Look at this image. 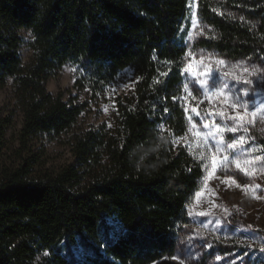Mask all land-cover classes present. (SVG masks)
Listing matches in <instances>:
<instances>
[{
	"label": "trees",
	"instance_id": "16d2710c",
	"mask_svg": "<svg viewBox=\"0 0 264 264\" xmlns=\"http://www.w3.org/2000/svg\"><path fill=\"white\" fill-rule=\"evenodd\" d=\"M189 4L0 0V89L15 80L21 148L39 134L68 130L85 110L47 90L62 66L77 65L94 94L127 67L139 76L134 92L119 101L113 126L76 136L73 163L30 177L36 163L23 158L2 175L0 264H152L174 254L204 175L172 140L187 126L179 97ZM199 8L215 33L202 47L264 64V0H200ZM21 29L34 37L27 69ZM7 125L0 122V150Z\"/></svg>",
	"mask_w": 264,
	"mask_h": 264
},
{
	"label": "rangeland",
	"instance_id": "374dc122",
	"mask_svg": "<svg viewBox=\"0 0 264 264\" xmlns=\"http://www.w3.org/2000/svg\"><path fill=\"white\" fill-rule=\"evenodd\" d=\"M189 2L185 22L189 24L185 38L187 51L179 97L184 111L187 109V126L183 134L173 136L172 140L176 148L193 154L201 163L204 175L199 190L188 204L189 223L181 232L174 254L152 264H264V145L260 142L264 141V121L261 120L264 115V64L252 59H230L202 47L201 42L215 33L200 18V0ZM20 35L23 38V67L27 69L34 60L31 48L34 37L24 29L20 30ZM219 60L225 63L221 65ZM253 68H259L260 73L250 75ZM206 71L210 73L207 94L203 89L197 91L198 82L204 79ZM241 77L253 81L249 97H242V101L249 105L247 110L228 107L233 97L230 89L235 87L239 91L249 87L238 82ZM218 80L226 82L227 87H212L213 81ZM138 81L135 70L127 67L101 92L94 94L79 67L67 63L51 74L46 81L47 90L53 95H62L65 100L84 104L85 110L68 130L55 135L39 134L23 149L19 133L24 114L18 102L15 80L8 79L6 86L0 89V122L8 124L0 150V179L4 173L16 170L23 158L36 163L33 166L35 174L30 177L58 173L73 163L76 136L103 123L113 126L118 116L119 101L134 92ZM185 85L191 95L184 92ZM220 111H225L228 116H234L239 111L245 116L246 133L240 129L236 133L216 134V138L222 139L224 144L233 137L243 136L244 144L236 149L222 147L217 152L216 140L208 135L209 129L214 132L216 126L232 125L230 119L218 115ZM253 111L257 112L255 119L251 117ZM204 123L208 124V129L204 128ZM240 152L246 154L238 155ZM214 156L219 163L213 173ZM71 250L80 255V246L74 245ZM67 251L64 246V253Z\"/></svg>",
	"mask_w": 264,
	"mask_h": 264
},
{
	"label": "snow or ice",
	"instance_id": "6c2138e0",
	"mask_svg": "<svg viewBox=\"0 0 264 264\" xmlns=\"http://www.w3.org/2000/svg\"><path fill=\"white\" fill-rule=\"evenodd\" d=\"M191 38V37H189ZM219 64L223 65L225 63L224 60H219L218 61ZM191 68V66H189V69ZM189 69H185V71H188ZM245 71H247V69H245ZM260 69L259 68H253L250 75H254L257 73H260ZM210 73L209 72H204V79L200 80L198 82V88L197 91H199L200 89H203L204 93L207 94L208 90H209V84H208V78H209ZM238 82H242L244 85H248L249 87H245L242 90L237 91V89L235 87H233L232 89H230V91L233 94L232 97V102L228 105L229 108H233V109H245L247 110L249 108V105L246 101H242V97L246 98L249 97L250 95V87L253 86V81L251 79H247V78H239ZM212 87L217 88V89H224L227 87L226 82L222 81V80H218V81H213ZM184 92L188 93L189 95H191V93L189 92V89L187 87V85L184 86ZM175 99V97L173 98ZM227 99V97H226ZM164 111L166 112L167 109L165 108ZM185 111H187V109H185ZM193 111H195V109H193ZM197 115H199V113H197ZM218 115L221 118L224 119H230L232 121V125H224V126H216L215 127V131L213 132L211 129H209L208 135L213 136V138L216 140V151L219 152L221 150V148H226V149H236L238 145H243L245 140L243 136L240 137H233L230 142H228L227 144H224L223 140L220 138H216V134H223L225 132H230V133H236L238 130L242 129L243 132H247L248 128L244 126V121H245V116L240 115L239 111H237V114L234 116H228L227 113L225 111H220L218 113ZM257 116V112L253 111L251 112V117L253 119H255ZM261 120L264 121V115L261 116ZM251 122V121H249ZM204 128L208 129V124L204 123ZM193 128L196 127L195 124L192 125ZM197 135H199V133H197ZM245 152H240L238 153V155H245ZM225 160L228 159L227 156L224 157ZM219 163V161L216 160L215 156L213 157V168H212V172L214 173L216 171V166ZM240 165L238 164L237 167H239ZM45 255H47V253H44Z\"/></svg>",
	"mask_w": 264,
	"mask_h": 264
}]
</instances>
